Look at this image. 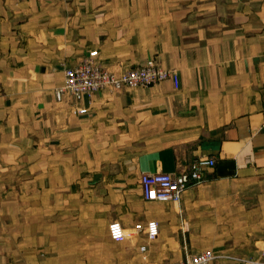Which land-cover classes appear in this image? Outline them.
Returning <instances> with one entry per match:
<instances>
[{
  "label": "crops",
  "instance_id": "crops-1",
  "mask_svg": "<svg viewBox=\"0 0 264 264\" xmlns=\"http://www.w3.org/2000/svg\"><path fill=\"white\" fill-rule=\"evenodd\" d=\"M94 50L114 71L154 59L179 87L58 99L65 68ZM202 156L216 164L180 204L144 199L142 173L177 175ZM30 174L68 193L72 256L111 243L137 264L204 249L221 255L210 264H264V0H0V191H26ZM66 217L39 221L55 234Z\"/></svg>",
  "mask_w": 264,
  "mask_h": 264
},
{
  "label": "rangeland",
  "instance_id": "rangeland-1",
  "mask_svg": "<svg viewBox=\"0 0 264 264\" xmlns=\"http://www.w3.org/2000/svg\"><path fill=\"white\" fill-rule=\"evenodd\" d=\"M43 179L30 174L25 179L28 182L26 191L22 193L0 191V264H137L138 261L134 259L130 262L123 260L124 258L118 254L120 249L111 243L108 248L109 255L72 256V222H70L72 205H67L68 193H53L46 185L43 189ZM58 196L60 199L57 198ZM9 200H12V207L8 205ZM53 203L55 208L51 207ZM53 211L60 212L62 217H68L63 223L55 225L59 232L49 234L46 232L47 227L52 225L43 223L39 219L46 220L54 213ZM96 227L97 231L93 233L96 239H92L93 251H96L98 243L105 242L100 239L106 234L101 230L102 226ZM75 242L80 251L85 241ZM167 262H171L168 257L156 263Z\"/></svg>",
  "mask_w": 264,
  "mask_h": 264
},
{
  "label": "built area",
  "instance_id": "built-area-1",
  "mask_svg": "<svg viewBox=\"0 0 264 264\" xmlns=\"http://www.w3.org/2000/svg\"><path fill=\"white\" fill-rule=\"evenodd\" d=\"M97 55V50L91 51L78 65L65 68L64 83L56 88L58 99H62L66 94L76 99L90 98L104 88L119 89L124 86L140 88L166 80H172L175 87H179L178 74L174 70L163 67L154 59L123 71H114L100 64L96 60ZM215 164L216 159L214 157L202 156L194 159L187 171L177 175L162 171L142 173L140 184L143 197L146 200L169 201L180 204L189 186L202 182L204 169ZM137 227L142 226L139 224ZM146 232L149 239H155L159 234V223L149 221L146 225ZM109 233L115 240H122L127 237L124 227L118 221L109 225ZM145 248V246L141 247L142 250ZM220 257L221 255L212 249H204L188 254L183 259L173 263L164 264H210Z\"/></svg>",
  "mask_w": 264,
  "mask_h": 264
}]
</instances>
